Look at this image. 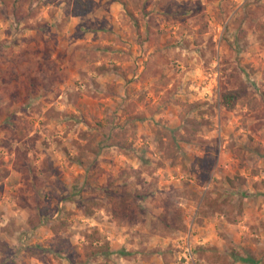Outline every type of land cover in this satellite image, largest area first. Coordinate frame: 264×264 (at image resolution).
<instances>
[{
	"label": "rangeland",
	"instance_id": "374dc122",
	"mask_svg": "<svg viewBox=\"0 0 264 264\" xmlns=\"http://www.w3.org/2000/svg\"><path fill=\"white\" fill-rule=\"evenodd\" d=\"M93 1L0 0V264H264V0Z\"/></svg>",
	"mask_w": 264,
	"mask_h": 264
},
{
	"label": "trees",
	"instance_id": "16d2710c",
	"mask_svg": "<svg viewBox=\"0 0 264 264\" xmlns=\"http://www.w3.org/2000/svg\"><path fill=\"white\" fill-rule=\"evenodd\" d=\"M93 6H94L93 0H70L68 14L70 17L73 18H78V19L83 18L88 16L92 12ZM159 8L163 11V13L169 15L170 17L179 16L180 14H183L184 12L187 11L186 8L174 3L173 0H159ZM246 94H247L246 84L241 79L235 77V80L231 87L219 91L217 102L220 107H222L225 110H229L232 109L242 98H244ZM260 97L262 102L264 103V92L260 93ZM135 119L142 120V117L137 115ZM16 155H18V152H16ZM5 175H6V171L4 170V173L0 176V178L5 177ZM86 186L87 187L90 186L89 182H87ZM100 191L105 195V198L109 202L110 212L112 215H114L115 217L119 216L116 210L118 208L124 212V208L126 207L125 201L129 199L128 194H124L123 192H120L119 195H115L114 190L107 191L102 187H100ZM71 201L76 205L78 209H80L87 216L91 215L94 211L93 210L94 207H88L86 197H84L77 191L75 193L72 192ZM92 241L89 240L87 241L90 244V246L88 250L85 252L86 258H94L96 256L106 257L109 255L110 248L106 241H102L100 244H96L97 243L96 237ZM67 247H69L68 242L67 240H65L60 244V246L54 244L52 248H50V251L54 253H58V252L63 253L68 250ZM233 257H235V259L243 263H254L253 258L249 256L247 253L244 256H239L234 254Z\"/></svg>",
	"mask_w": 264,
	"mask_h": 264
}]
</instances>
